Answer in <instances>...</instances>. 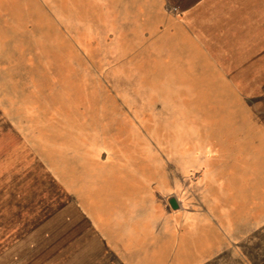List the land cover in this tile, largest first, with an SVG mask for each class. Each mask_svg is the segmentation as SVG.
Wrapping results in <instances>:
<instances>
[{
    "label": "rangeland",
    "instance_id": "obj_1",
    "mask_svg": "<svg viewBox=\"0 0 264 264\" xmlns=\"http://www.w3.org/2000/svg\"><path fill=\"white\" fill-rule=\"evenodd\" d=\"M189 1L0 0V264H123L58 176L79 125L171 140L163 202L198 218L155 238L176 264H264V0H236L233 22L195 5L193 28L239 36L188 64L164 50Z\"/></svg>",
    "mask_w": 264,
    "mask_h": 264
},
{
    "label": "crops",
    "instance_id": "obj_2",
    "mask_svg": "<svg viewBox=\"0 0 264 264\" xmlns=\"http://www.w3.org/2000/svg\"><path fill=\"white\" fill-rule=\"evenodd\" d=\"M238 1H241L240 5ZM166 2L172 4L171 0ZM235 2L191 0L179 5L180 11L169 15L170 25H175V30L171 32L169 29L168 47L164 50L169 53L168 57L172 59L175 54L182 63L193 62L194 58L199 60V57L208 56L209 46L217 44L227 52V47L234 44L239 36L230 28L234 25L227 22H233V11L237 12L239 6L248 0H237L239 6H235ZM195 5H200V8L222 5L231 8L225 10L228 21L224 25L230 30L218 34L219 27L214 28V37L211 38L202 30L195 29L196 26L193 28L192 10ZM215 20L211 22L213 27H216ZM263 20L256 22H262L260 26L264 29ZM212 49L218 51L217 48ZM73 133L72 139L67 137V140L57 143V172L59 177H64L66 172L70 175L68 180L71 184L68 186L71 187L73 202L90 228L110 249L118 251L123 264H176V258L166 250L167 245L164 242L158 244L155 238L162 234L163 227L166 231L162 235L172 238L176 235L178 220L186 227H193L195 220L192 219L198 218L170 212L172 207L163 202L164 196L175 187L177 177L176 164L174 166L171 162L174 151L171 140L165 147L161 146V137L145 141L122 131H98L81 125ZM204 207L198 214L201 218L207 217L202 216L203 212L207 215ZM179 264L190 262L185 260Z\"/></svg>",
    "mask_w": 264,
    "mask_h": 264
},
{
    "label": "water",
    "instance_id": "obj_3",
    "mask_svg": "<svg viewBox=\"0 0 264 264\" xmlns=\"http://www.w3.org/2000/svg\"><path fill=\"white\" fill-rule=\"evenodd\" d=\"M169 204L171 205L172 208H176L178 206L174 197H171L169 199Z\"/></svg>",
    "mask_w": 264,
    "mask_h": 264
}]
</instances>
